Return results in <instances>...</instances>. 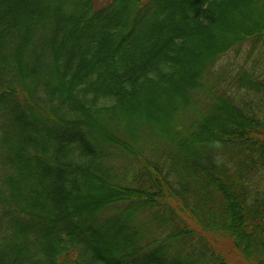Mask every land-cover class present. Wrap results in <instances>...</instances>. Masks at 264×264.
Instances as JSON below:
<instances>
[{
  "label": "trees",
  "instance_id": "16d2710c",
  "mask_svg": "<svg viewBox=\"0 0 264 264\" xmlns=\"http://www.w3.org/2000/svg\"><path fill=\"white\" fill-rule=\"evenodd\" d=\"M262 96L264 0H0V264H264Z\"/></svg>",
  "mask_w": 264,
  "mask_h": 264
},
{
  "label": "rangeland",
  "instance_id": "374dc122",
  "mask_svg": "<svg viewBox=\"0 0 264 264\" xmlns=\"http://www.w3.org/2000/svg\"><path fill=\"white\" fill-rule=\"evenodd\" d=\"M109 0H96V4L97 6H104ZM245 10V9H243ZM238 17V16H237ZM226 19H228L229 21H231L232 23L230 24H234V26L236 27V23H238V19L233 15V16H230V14H228L226 17ZM236 18V19H235ZM241 19V18H240ZM244 20L243 18L241 19V21ZM229 24V25H230ZM229 25H223L224 27L222 28H228L230 30H232L233 32H235L233 29L234 27H231ZM231 32V31H230ZM219 35H223L221 33H218ZM233 54H230L229 56H227L224 60H222L218 66L213 69L210 74H209V79L211 80L212 79H215L216 81L219 80V79H223V80H226V83L227 81L230 79V77H232V72L229 71V69L227 68V65L230 63V62H233L235 61L236 59L234 57H232ZM239 59H242L241 57L238 58ZM240 64V63H239ZM239 64H236V65H239ZM243 64V63H242ZM241 64V65H242ZM235 73V72H234ZM236 74V73H235ZM234 77V76H233ZM263 97V96H262ZM259 97L257 99H255V101H252V102H257L259 100L263 101L264 102V97ZM251 101L248 102V105L251 103V104H255V103H252ZM200 106V109H203L204 108V105L203 104H198ZM258 112H262V118L264 120V103H261L259 105V108L257 109ZM221 123H219L220 125ZM163 150H158L157 148L154 149V151L152 150H149L146 157H147V160H151V159H160L161 158V154H162ZM121 171L123 172H126L125 174V180H129V173H131L130 171H132V168H131V165H128V166H125L123 167V169H121L120 167V177H121ZM129 174V175H127ZM149 216L148 215H144L143 217H140V219H138V222L139 224L141 225H144L146 226L147 228H150L146 223H147V219ZM154 220H153V228L152 230L157 234V235H160L158 232L155 231V229H160L159 226H155L154 224ZM151 229V228H150ZM161 236V235H160ZM216 236V235H215ZM214 243L217 244V246L219 247V250L223 253H220L224 256H228L229 258H227L229 260V263L230 264H242L241 262H239V260L237 259L236 257V254L235 252H233V248H232V245L231 243L227 240V239H223V237H220L219 239H215L213 241Z\"/></svg>",
  "mask_w": 264,
  "mask_h": 264
}]
</instances>
